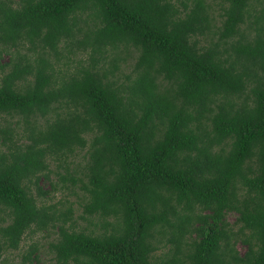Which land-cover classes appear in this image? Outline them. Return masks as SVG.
Masks as SVG:
<instances>
[{
  "label": "trees",
  "instance_id": "trees-1",
  "mask_svg": "<svg viewBox=\"0 0 264 264\" xmlns=\"http://www.w3.org/2000/svg\"><path fill=\"white\" fill-rule=\"evenodd\" d=\"M218 6L0 0V251L46 231L54 264H264V0Z\"/></svg>",
  "mask_w": 264,
  "mask_h": 264
},
{
  "label": "rangeland",
  "instance_id": "rangeland-1",
  "mask_svg": "<svg viewBox=\"0 0 264 264\" xmlns=\"http://www.w3.org/2000/svg\"><path fill=\"white\" fill-rule=\"evenodd\" d=\"M221 0H212L213 2V13L215 16L218 14V2ZM201 38V37H200ZM130 56V55H129ZM7 60V57H4L1 62H5ZM64 60V59H63ZM133 57L130 56L125 61V64L122 65V70H119L118 76H120L121 79H124V76L126 73L130 72L133 68ZM70 67L72 66V62H68ZM6 121L10 123H15L14 121L16 118H11L10 116H6ZM77 155L74 158V161L70 164V169L71 167L75 166V169L77 172L80 171V163L84 161V152L77 151ZM83 164V163H82ZM63 170V168L61 169ZM68 182V181H67ZM41 185L43 186L44 189H47L48 186L43 184V181H41ZM75 192L78 191L80 192L79 188H74ZM81 194V193H80ZM45 201L47 204L54 203L56 204L57 207L59 208H66L67 206H71V208L74 209V217L76 220V224L79 225L80 227H90L89 224L78 217V214L80 213V198L79 196L73 194L70 190L68 189H63L62 191H56V192H50L47 197H45ZM228 221L233 222L236 218V214H228ZM234 229L237 228V226L233 225ZM48 233V232H47ZM46 231L42 232H35L31 234H26L17 249H9L7 251H0V264H28V261L23 260V255L27 253L30 249V245H34L38 248L37 254H38V262L39 264H54V255L52 252L49 251L48 248V240L51 238V236H47ZM166 248H159L157 250V254L160 255L162 251L167 250ZM236 248L240 251L243 252L245 250V245H243L241 242L236 243ZM35 260L32 259V262Z\"/></svg>",
  "mask_w": 264,
  "mask_h": 264
}]
</instances>
